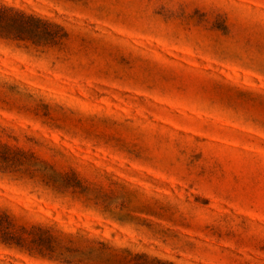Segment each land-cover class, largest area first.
Masks as SVG:
<instances>
[{"label": "rangeland", "instance_id": "rangeland-1", "mask_svg": "<svg viewBox=\"0 0 264 264\" xmlns=\"http://www.w3.org/2000/svg\"><path fill=\"white\" fill-rule=\"evenodd\" d=\"M0 5V264H264V0Z\"/></svg>", "mask_w": 264, "mask_h": 264}, {"label": "trees", "instance_id": "trees-1", "mask_svg": "<svg viewBox=\"0 0 264 264\" xmlns=\"http://www.w3.org/2000/svg\"><path fill=\"white\" fill-rule=\"evenodd\" d=\"M34 22L39 24L44 20L0 5V35L4 37H35L37 32L33 27Z\"/></svg>", "mask_w": 264, "mask_h": 264}]
</instances>
